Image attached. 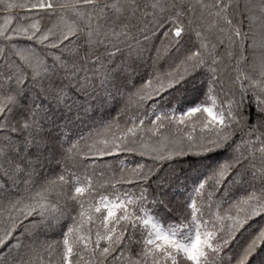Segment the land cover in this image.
Instances as JSON below:
<instances>
[{
	"label": "snow or ice",
	"instance_id": "snow-or-ice-1",
	"mask_svg": "<svg viewBox=\"0 0 264 264\" xmlns=\"http://www.w3.org/2000/svg\"><path fill=\"white\" fill-rule=\"evenodd\" d=\"M0 15V264H264V0Z\"/></svg>",
	"mask_w": 264,
	"mask_h": 264
},
{
	"label": "trees",
	"instance_id": "trees-1",
	"mask_svg": "<svg viewBox=\"0 0 264 264\" xmlns=\"http://www.w3.org/2000/svg\"><path fill=\"white\" fill-rule=\"evenodd\" d=\"M0 21H2V15H0Z\"/></svg>",
	"mask_w": 264,
	"mask_h": 264
}]
</instances>
